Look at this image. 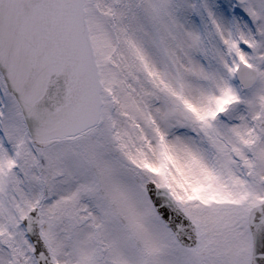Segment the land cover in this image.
I'll list each match as a JSON object with an SVG mask.
<instances>
[{"label": "snow or ice", "instance_id": "6c2138e0", "mask_svg": "<svg viewBox=\"0 0 264 264\" xmlns=\"http://www.w3.org/2000/svg\"><path fill=\"white\" fill-rule=\"evenodd\" d=\"M0 264H264V0H0Z\"/></svg>", "mask_w": 264, "mask_h": 264}]
</instances>
